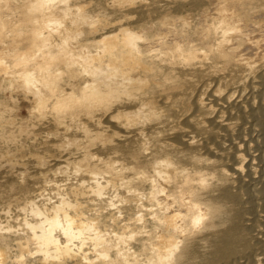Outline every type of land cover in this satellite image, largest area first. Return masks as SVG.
<instances>
[{
	"label": "clouds",
	"instance_id": "9594fccd",
	"mask_svg": "<svg viewBox=\"0 0 264 264\" xmlns=\"http://www.w3.org/2000/svg\"><path fill=\"white\" fill-rule=\"evenodd\" d=\"M0 264H264V0H0Z\"/></svg>",
	"mask_w": 264,
	"mask_h": 264
}]
</instances>
